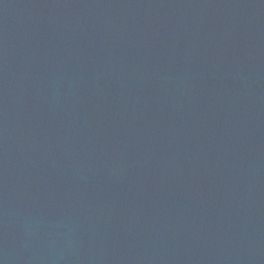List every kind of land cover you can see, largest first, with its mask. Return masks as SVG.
Listing matches in <instances>:
<instances>
[{
  "label": "water",
  "instance_id": "water-1",
  "mask_svg": "<svg viewBox=\"0 0 264 264\" xmlns=\"http://www.w3.org/2000/svg\"><path fill=\"white\" fill-rule=\"evenodd\" d=\"M0 264H264V0H0Z\"/></svg>",
  "mask_w": 264,
  "mask_h": 264
}]
</instances>
